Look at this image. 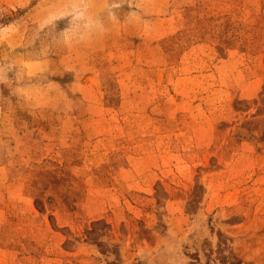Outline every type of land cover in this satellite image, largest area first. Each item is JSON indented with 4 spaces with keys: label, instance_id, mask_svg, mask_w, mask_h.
<instances>
[{
    "label": "rangeland",
    "instance_id": "obj_1",
    "mask_svg": "<svg viewBox=\"0 0 264 264\" xmlns=\"http://www.w3.org/2000/svg\"><path fill=\"white\" fill-rule=\"evenodd\" d=\"M0 264H264V0H0Z\"/></svg>",
    "mask_w": 264,
    "mask_h": 264
},
{
    "label": "trees",
    "instance_id": "obj_2",
    "mask_svg": "<svg viewBox=\"0 0 264 264\" xmlns=\"http://www.w3.org/2000/svg\"><path fill=\"white\" fill-rule=\"evenodd\" d=\"M229 20H231V19H230V18H227V19H226V21H229Z\"/></svg>",
    "mask_w": 264,
    "mask_h": 264
}]
</instances>
